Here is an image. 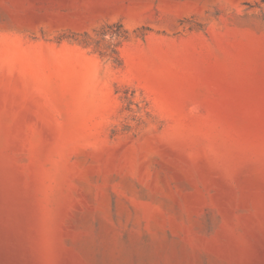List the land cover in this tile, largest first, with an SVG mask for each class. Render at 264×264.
Returning <instances> with one entry per match:
<instances>
[{
  "label": "rangeland",
  "instance_id": "rangeland-1",
  "mask_svg": "<svg viewBox=\"0 0 264 264\" xmlns=\"http://www.w3.org/2000/svg\"><path fill=\"white\" fill-rule=\"evenodd\" d=\"M0 264H264V0H0Z\"/></svg>",
  "mask_w": 264,
  "mask_h": 264
}]
</instances>
